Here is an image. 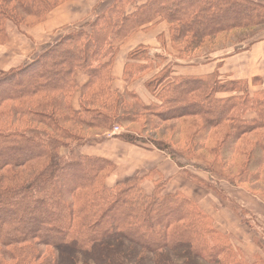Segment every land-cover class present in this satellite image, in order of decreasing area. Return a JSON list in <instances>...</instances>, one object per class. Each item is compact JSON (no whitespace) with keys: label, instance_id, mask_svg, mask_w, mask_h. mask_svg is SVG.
I'll list each match as a JSON object with an SVG mask.
<instances>
[{"label":"trees","instance_id":"obj_1","mask_svg":"<svg viewBox=\"0 0 264 264\" xmlns=\"http://www.w3.org/2000/svg\"><path fill=\"white\" fill-rule=\"evenodd\" d=\"M65 1L0 0V41L8 22L34 27ZM159 22L168 24L176 59L190 63L197 53L235 50L264 26V6L112 0L32 60L0 72V264H264L247 262L195 202L166 192L162 177L148 195L142 184L153 173L107 186L112 162L72 158L77 148L112 138L165 153L183 170L212 175L217 168L230 187L264 201V88L250 91L248 82L217 71L174 75L170 63L160 68L164 56L154 60L139 47L128 54L122 78L129 84L159 69L144 84L153 102L112 90L118 45ZM78 73L87 78L81 87ZM114 127L123 132L106 137Z\"/></svg>","mask_w":264,"mask_h":264},{"label":"crops","instance_id":"obj_2","mask_svg":"<svg viewBox=\"0 0 264 264\" xmlns=\"http://www.w3.org/2000/svg\"><path fill=\"white\" fill-rule=\"evenodd\" d=\"M252 1L264 6V0ZM107 2L110 3L112 0H67L52 10L42 23L34 27L18 29L10 24L12 27L9 29L7 23L6 39L0 43V72L32 60L67 29L90 20L94 9ZM248 35L247 39L235 46V50L232 46H226L216 48L209 55L197 53L198 58L186 63L176 59V54L171 47L168 24L159 22L151 25L145 30L132 34L118 45L116 55L110 65L112 90L119 94L132 92L146 105L153 102L144 84L157 74L159 69L154 68L129 84L122 78L128 54L139 47L147 49L154 60L155 56H164L166 61L160 68L170 63L173 66L174 75L203 77L217 71L224 78L248 82L250 91L264 88V26L252 30ZM86 80L84 75L77 74L76 81L79 87ZM78 95L79 93H76L72 101L74 108L78 107ZM87 148L89 150L80 153L79 156L102 157L112 162L114 170L106 179L107 186L124 182L137 175L153 173V178L146 179L142 184L144 192L150 195L153 192V181L160 176L166 180V192H181L187 196L212 218L217 230L228 235L230 239L236 238L250 255L264 262L263 251L261 252L254 245L250 238V231L240 226L238 219L227 210L220 211L214 208L209 199L205 198V190L200 189L185 177L183 172L185 170L178 168L165 153L131 146L112 138L106 139L101 144L83 147V149ZM174 181L177 182V186L172 185ZM230 188L236 191L237 196L234 197L240 204L246 207L254 217L264 221V203L242 189ZM196 191H201V194ZM194 192L198 195L195 199L192 198Z\"/></svg>","mask_w":264,"mask_h":264},{"label":"rangeland","instance_id":"obj_3","mask_svg":"<svg viewBox=\"0 0 264 264\" xmlns=\"http://www.w3.org/2000/svg\"><path fill=\"white\" fill-rule=\"evenodd\" d=\"M106 4H108V2L102 4V7ZM10 24H12V23L8 22L9 29L12 27ZM12 30H13V28H12ZM3 41L4 40H1L0 42H3ZM117 128H119V127H117ZM112 131H113V129H112ZM112 131H111V133H112ZM122 132H123V130L119 128L118 134H120ZM118 134H115V135H118ZM112 136H114V135H112ZM86 146H88V145H86ZM89 146H92V145H89ZM87 150H89V149L88 148L83 149V147L77 148V150L74 152L72 158L76 159L80 153H83L84 151H87ZM178 160L182 164L185 163L184 159L178 158ZM184 170H185V171H183L184 173L188 172L190 175L196 176L198 179H201L202 181H204V183L207 184V187H209L210 189H213L214 191L219 193L218 195H216L215 192L213 193L208 188H206L202 185L196 184L197 186L200 187V189L203 188L205 190V198L209 199L210 203L212 204V206L214 208H216L217 210H220V211H226L227 210L228 213H230L231 215H234V217L236 219H238V223L240 226L244 227L247 231H250V238L252 239L254 245L256 247H258V249L261 252L263 251V254H264V250H263L264 249V221L262 219H257L256 217H254L251 214V212H249L248 209H246V207H244L242 204H240L235 199L234 196H237L236 191H234V189H231L229 187V185L225 182V180L220 178L219 173H218V169L215 168V170H213V171H215L216 173H214L212 175H209L202 170L193 169L191 167H186ZM185 177H187V175ZM210 177L213 179V181H211V183H209ZM172 185L177 186V182L174 181L172 183ZM196 192L201 194V191H196ZM196 192H194L192 194V198H194V199L197 198V196H198ZM259 200L262 203H264L263 200H261V199H259ZM242 211H245L246 213H244ZM231 241L235 246H237L240 249L243 257L245 258V260L247 262H249V263L254 262L255 257L250 255V253H248V251L246 249H244L242 244L236 238H231ZM259 250H258V252H259ZM263 260H264V258H263Z\"/></svg>","mask_w":264,"mask_h":264},{"label":"built area","instance_id":"obj_4","mask_svg":"<svg viewBox=\"0 0 264 264\" xmlns=\"http://www.w3.org/2000/svg\"><path fill=\"white\" fill-rule=\"evenodd\" d=\"M118 133H119V128L114 127L112 133L108 134L107 137L110 138V137H112V135H115V134H118Z\"/></svg>","mask_w":264,"mask_h":264}]
</instances>
